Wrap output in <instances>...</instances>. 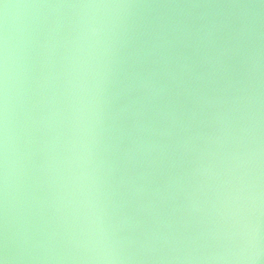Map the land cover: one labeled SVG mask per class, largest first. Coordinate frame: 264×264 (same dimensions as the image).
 <instances>
[{
  "label": "water",
  "instance_id": "1",
  "mask_svg": "<svg viewBox=\"0 0 264 264\" xmlns=\"http://www.w3.org/2000/svg\"><path fill=\"white\" fill-rule=\"evenodd\" d=\"M0 264H264V0H0Z\"/></svg>",
  "mask_w": 264,
  "mask_h": 264
}]
</instances>
